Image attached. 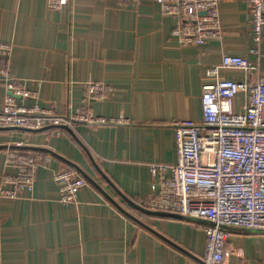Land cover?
<instances>
[{
  "label": "crops",
  "instance_id": "obj_1",
  "mask_svg": "<svg viewBox=\"0 0 264 264\" xmlns=\"http://www.w3.org/2000/svg\"><path fill=\"white\" fill-rule=\"evenodd\" d=\"M218 12L220 36L197 46L174 39L178 20L151 0H72L58 11L47 0H0V44L10 48L1 62L31 95L16 104L65 117L80 110L103 121L59 135L0 129V185L17 173L5 164L9 151L43 158L31 193L0 198V264L200 261L203 225L133 211L101 175L141 206L153 193L149 166L176 162L172 124L202 119L201 88L214 80L206 70L225 54L239 56L264 81V29L255 43L246 0H220ZM218 76L252 80L241 71ZM89 84L111 90L86 100ZM6 97L0 78V112ZM243 100L235 99L236 111ZM67 169L85 174L86 184L75 203L63 205L54 174ZM228 234L224 264H264V232Z\"/></svg>",
  "mask_w": 264,
  "mask_h": 264
},
{
  "label": "built area",
  "instance_id": "obj_2",
  "mask_svg": "<svg viewBox=\"0 0 264 264\" xmlns=\"http://www.w3.org/2000/svg\"><path fill=\"white\" fill-rule=\"evenodd\" d=\"M71 1L47 0V6L58 11ZM151 2L163 14L178 20L172 37L183 45L200 46L220 36V0ZM246 3L251 35L259 43L264 29V0H246ZM9 51L8 45L0 44V78L7 92L0 112L1 129L39 132L50 127L73 129L77 123L103 122L80 110L65 117L37 104L31 107L16 104V98L23 101L31 95L1 62ZM222 70L241 71L252 80L220 79ZM206 77L214 80L201 88V121L172 124L176 162L171 166H149L153 193L140 204L149 211L212 223L213 226H203L205 246L196 264H224L228 229L264 232V81L258 79L252 62L226 54L218 65L206 70ZM85 88L88 94H97L98 98H105L111 90L99 84ZM238 95L244 100L235 112L234 100ZM54 132L61 134L57 129ZM42 160L19 151L7 154L6 166L15 168L17 173L2 179L0 198L17 199L22 193H31L34 175ZM54 181L59 185V202L63 205L75 203L78 192L86 184L73 169L58 171Z\"/></svg>",
  "mask_w": 264,
  "mask_h": 264
},
{
  "label": "water",
  "instance_id": "obj_3",
  "mask_svg": "<svg viewBox=\"0 0 264 264\" xmlns=\"http://www.w3.org/2000/svg\"><path fill=\"white\" fill-rule=\"evenodd\" d=\"M51 128V127H50ZM50 128H46V129H50ZM60 129L65 130V131H70L72 132L70 129H68L67 127H60ZM4 130V129H1ZM90 163L92 164L93 168L99 172V169L97 168V166L95 165V163L93 162L92 158L90 157ZM74 167V166H73ZM74 168H77L76 166ZM80 173V171H78ZM84 176V179L86 180V175L83 173H80ZM101 177L108 183V185L110 186V188L113 189V191L120 197V199L128 206L130 207L133 211H136L142 215H145L146 217H157V218H169V219H175V220H180V221H190L199 225H209V226H213L212 223L200 220V219H196V218H190V217H184V216H180L177 214H171V213H164V212H157V211H149L147 209H144L143 207H141L140 205H138L137 203H134L133 201H131L130 199H128L126 196H124L123 194H121L116 188L113 187V185L104 177L101 175ZM87 180L89 181V183L93 184V182L87 178Z\"/></svg>",
  "mask_w": 264,
  "mask_h": 264
},
{
  "label": "rangeland",
  "instance_id": "obj_4",
  "mask_svg": "<svg viewBox=\"0 0 264 264\" xmlns=\"http://www.w3.org/2000/svg\"><path fill=\"white\" fill-rule=\"evenodd\" d=\"M20 83H21V81H20ZM23 83H21V85H22ZM22 88L24 89V87H23V85H22ZM25 90V89H24ZM87 93V92H86ZM239 96V95H238ZM237 96V97H238ZM236 97V98H237ZM235 98V99H236ZM92 99H98V95L96 94V95H92V94H88L87 93V98H86V100H92ZM16 101V100H15ZM234 102H235V100H234ZM238 108L236 107V106H234V110H235V112H236V110H237ZM61 127H63V126H61ZM67 127V126H66ZM68 128V127H67ZM1 129V128H0ZM58 131H60V133L63 131L62 129H60V127H57L56 128ZM55 128H50V129H44L43 131H39V132H49V131H52V132H54L55 130H56ZM68 129H70V130H73V129H71V128H68ZM21 130V129H20ZM172 130H173V128H172ZM25 131V130H24ZM30 132V131H29ZM54 134H55V132H54ZM53 134V135H54ZM42 136H44V135H42ZM53 137H51L50 139H52ZM15 151V150H14ZM14 151H9L7 154H9V153H11V152H14ZM18 152V151H17ZM26 155H28V154H26ZM29 156H33V157H35V156H37V157H40V156H38V155H29ZM43 159V158H42ZM40 165H41V163H39V167H40ZM38 167V168H39ZM12 168V167H11ZM38 168H37V170H38ZM15 169V168H14ZM37 172V171H36ZM35 176V175H34ZM88 183V182H87ZM203 234L205 235V233H204V231H203ZM205 239H206V237H205Z\"/></svg>",
  "mask_w": 264,
  "mask_h": 264
}]
</instances>
